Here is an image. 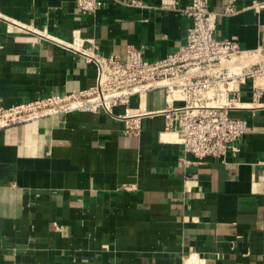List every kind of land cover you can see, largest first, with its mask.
I'll return each instance as SVG.
<instances>
[{
	"label": "crops",
	"instance_id": "1",
	"mask_svg": "<svg viewBox=\"0 0 264 264\" xmlns=\"http://www.w3.org/2000/svg\"><path fill=\"white\" fill-rule=\"evenodd\" d=\"M162 1L102 0L87 14L74 0H0V105L95 81L93 64L20 25L90 38L103 55L122 57L133 44L152 61L175 51L190 25ZM175 1L180 9L189 2ZM229 2L235 10L225 14ZM256 2L264 0H209L215 37H234L243 51L264 45ZM240 88L250 102V85ZM165 96L149 90L146 109H164ZM231 115L252 131L237 151L199 161L164 129L162 114L142 118L137 137L104 111L0 127V264H264V94Z\"/></svg>",
	"mask_w": 264,
	"mask_h": 264
},
{
	"label": "built area",
	"instance_id": "2",
	"mask_svg": "<svg viewBox=\"0 0 264 264\" xmlns=\"http://www.w3.org/2000/svg\"><path fill=\"white\" fill-rule=\"evenodd\" d=\"M208 2L189 0L180 9L175 0L162 1L164 8L188 16L190 25L185 41L175 51L152 61L133 44L125 46L122 57L103 55L90 38L73 36L64 40L31 25H18L93 64L95 81L85 89L51 92L22 104L0 105V127L58 113L104 111L122 121L124 135L137 137L142 118L162 114L164 129H175L183 153L197 161L237 151L235 141L250 133L252 127L245 118L232 116L231 111L257 104L264 94V45L243 51L236 38L215 37L216 12L209 9ZM253 5L259 9L264 2ZM74 6L79 12L95 14L102 0H74ZM234 10L229 2L223 13ZM247 83L250 102L246 103L241 100L240 86ZM157 88L165 90L166 107L149 111L147 92ZM132 97L137 100L135 107L130 106ZM118 105L124 107L122 114L113 113L112 108ZM181 160L184 164L192 162L185 156Z\"/></svg>",
	"mask_w": 264,
	"mask_h": 264
}]
</instances>
